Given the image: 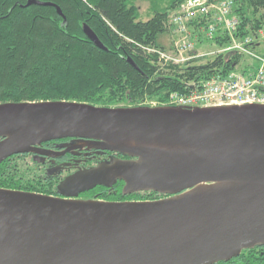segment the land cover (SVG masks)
I'll return each mask as SVG.
<instances>
[{
    "label": "water",
    "instance_id": "1",
    "mask_svg": "<svg viewBox=\"0 0 264 264\" xmlns=\"http://www.w3.org/2000/svg\"><path fill=\"white\" fill-rule=\"evenodd\" d=\"M69 137L137 153L79 173L77 188L121 179L125 193L171 195L105 201L0 188V264H211L264 243V104L0 102V162Z\"/></svg>",
    "mask_w": 264,
    "mask_h": 264
},
{
    "label": "trees",
    "instance_id": "2",
    "mask_svg": "<svg viewBox=\"0 0 264 264\" xmlns=\"http://www.w3.org/2000/svg\"><path fill=\"white\" fill-rule=\"evenodd\" d=\"M27 1L0 0V102L65 100L100 106H176L169 103L171 93H190L193 85L230 69L241 58L239 53L224 52L198 64L160 68L153 55L145 54L142 46L170 47L169 41H163L168 35L165 20L183 0H140L147 3L145 19L135 0ZM235 1L242 25L255 34L260 20L251 16L259 10L264 16V0ZM84 24L104 48L85 35ZM76 143L85 146L62 155L41 154ZM95 144L69 137L13 154L0 162V188L65 197L70 189L77 190L73 180L79 173L137 157L135 152L100 149ZM94 186L102 191V198L109 197L107 188L112 187L118 199L153 200L166 195L153 190L125 193L121 179ZM92 187L80 191H92Z\"/></svg>",
    "mask_w": 264,
    "mask_h": 264
},
{
    "label": "built area",
    "instance_id": "3",
    "mask_svg": "<svg viewBox=\"0 0 264 264\" xmlns=\"http://www.w3.org/2000/svg\"><path fill=\"white\" fill-rule=\"evenodd\" d=\"M235 0H183L166 17L170 47L142 46L156 58L160 68L190 66L193 60L220 53L241 54L231 68L217 71L187 94L171 93L169 103L186 106L264 104V50L255 34L245 32ZM210 43L212 49L199 51L194 42ZM219 41H223L221 45Z\"/></svg>",
    "mask_w": 264,
    "mask_h": 264
},
{
    "label": "flooded vegetation",
    "instance_id": "4",
    "mask_svg": "<svg viewBox=\"0 0 264 264\" xmlns=\"http://www.w3.org/2000/svg\"><path fill=\"white\" fill-rule=\"evenodd\" d=\"M86 174H82L81 176L77 177V182L75 180L74 186L78 190H71L69 194H74V198H80V199H100L105 201H124V200H142V199H118L112 192L114 193L115 187L107 188V192L109 193V197L102 198L101 192L96 190V187H92V191H80L85 188H77L81 185H86V178L83 180L82 177H84ZM90 178V177H89ZM88 187V186H87ZM171 194H166L162 197L170 196ZM211 264H264V243L263 244H255L251 247L243 248L240 250V252L233 257H230L228 259H221Z\"/></svg>",
    "mask_w": 264,
    "mask_h": 264
},
{
    "label": "rangeland",
    "instance_id": "5",
    "mask_svg": "<svg viewBox=\"0 0 264 264\" xmlns=\"http://www.w3.org/2000/svg\"><path fill=\"white\" fill-rule=\"evenodd\" d=\"M135 2L137 3V5L140 8L141 18L145 19L147 17V3L141 2L140 0H135ZM248 11L251 14V12H252L251 9H249ZM251 17L253 19H259L260 20V27L256 30L255 36H256V40L258 41L257 47L260 50H264V16H263V13L261 10H259L258 12L255 13V15H252ZM247 32H251L252 34H254L251 28H249V31H247ZM169 38H170L169 35H167V38H165V40H163L165 44L169 41ZM193 44H194V47H196V49L199 51H209L210 49H212L210 43H199L198 41H196ZM221 44L219 43L217 45H221ZM207 59H210V58L205 56L204 59L201 58L200 60H193L194 63H192V65L204 62ZM240 60H241V58H240ZM244 60L245 59H242L241 61H244ZM150 104L153 105L154 103H150Z\"/></svg>",
    "mask_w": 264,
    "mask_h": 264
},
{
    "label": "bare ground",
    "instance_id": "6",
    "mask_svg": "<svg viewBox=\"0 0 264 264\" xmlns=\"http://www.w3.org/2000/svg\"><path fill=\"white\" fill-rule=\"evenodd\" d=\"M145 53V52H144ZM146 54V53H145Z\"/></svg>",
    "mask_w": 264,
    "mask_h": 264
}]
</instances>
